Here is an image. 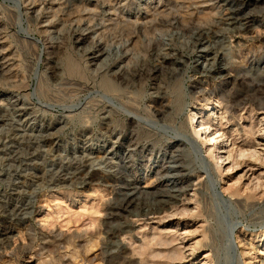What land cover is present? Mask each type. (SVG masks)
Segmentation results:
<instances>
[{
    "label": "rangeland",
    "instance_id": "obj_1",
    "mask_svg": "<svg viewBox=\"0 0 264 264\" xmlns=\"http://www.w3.org/2000/svg\"><path fill=\"white\" fill-rule=\"evenodd\" d=\"M263 96L264 0H0V264H264Z\"/></svg>",
    "mask_w": 264,
    "mask_h": 264
},
{
    "label": "bare ground",
    "instance_id": "obj_2",
    "mask_svg": "<svg viewBox=\"0 0 264 264\" xmlns=\"http://www.w3.org/2000/svg\"><path fill=\"white\" fill-rule=\"evenodd\" d=\"M231 17V16H229ZM233 17V16H232ZM234 19V18H233ZM99 52V51H98ZM95 52H93L94 54ZM101 52L98 53L97 55L93 56L94 59H96L97 57L101 56ZM98 59V58H97ZM220 69V68H219ZM264 97V96H263ZM257 99V98H256ZM260 101V100H259ZM264 103V100H261L259 102V105H262ZM161 114V113H160ZM197 114L193 113L191 116L192 120H196V125H195V133L198 135L203 136L204 138V143L206 144V146L208 147V149L212 150V152H217V162L220 160L219 163H221L222 159H225V155L223 153H226V145L224 143V137H223V133L221 132V130L219 128L217 129H211V124L209 122H207L206 120H199V122L197 121ZM240 153V152H239ZM229 155V154H228ZM254 156V155H253ZM252 156V157H253ZM224 161V160H223ZM174 168V167H171ZM94 174L90 175V181H94L95 178L93 176ZM130 190V189H129ZM184 188L182 187H177L176 186V182L174 184V182H172L170 184V191L168 192L167 195H164L160 198V200L158 201V205L157 206H152V208H149L147 212L141 214V215H136L137 217L139 216H143L144 218H147L149 215H157L160 213H165L167 212V209L170 205H175L179 202L180 197L182 195H184L185 193ZM134 200V191L132 192H128V194L126 195L125 199H124V204L125 207L127 208L128 206H130V204L132 203V201ZM172 207V206H171ZM119 211V210H118ZM143 212V211H142ZM173 214V213H172ZM110 218V217H108ZM118 234H126L129 232V225L125 223L124 226L118 227L114 233ZM90 240V239H89ZM160 241V240H159ZM158 243V242H157ZM156 243V244H157ZM160 243V242H159ZM261 253V252H260Z\"/></svg>",
    "mask_w": 264,
    "mask_h": 264
}]
</instances>
